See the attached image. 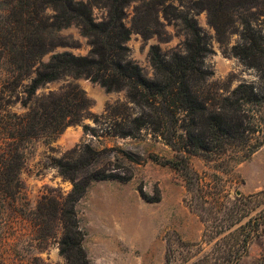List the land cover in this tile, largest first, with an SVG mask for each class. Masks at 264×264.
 I'll return each mask as SVG.
<instances>
[{
  "label": "rangeland",
  "instance_id": "1",
  "mask_svg": "<svg viewBox=\"0 0 264 264\" xmlns=\"http://www.w3.org/2000/svg\"><path fill=\"white\" fill-rule=\"evenodd\" d=\"M79 1L90 3L96 24L109 23L118 7L130 33L125 55L146 79L159 78L153 50L170 65L175 57L187 59L197 51L196 60L207 73L202 94L221 100L244 85L264 97V0H114L112 10L113 3L106 0ZM7 8L0 1V11ZM44 15L50 19L55 13L50 9ZM186 22L203 39L201 49ZM51 42L54 53L77 57H87L92 49L91 39L75 25L55 34ZM23 91H17L19 100L12 109L18 114L26 112L24 102L35 107L44 99H66L72 93L83 96V102L70 107L74 122L61 132H42L26 145L24 199L0 202V264H69L60 242L63 214L70 210L69 195L75 191L84 194L75 211L88 261L72 255L74 264H167L170 249L182 258L180 239L202 242L205 230L217 224L214 214H225L213 205L212 189L205 195L207 204L195 202L201 211L191 207L185 173L174 165L182 155L164 140L147 132L137 138L114 134L140 114L126 90L108 91L89 78L67 76L39 88L35 96ZM254 108L261 133L253 138H263L264 104ZM233 155L188 160L204 186H218L233 200L239 193L235 210L248 217L237 228L251 221L247 229L254 232L241 264H264V144L245 161L236 162L229 157ZM130 172L131 179L125 180ZM158 191L162 199L157 203L143 197H156ZM14 205L27 213H14Z\"/></svg>",
  "mask_w": 264,
  "mask_h": 264
},
{
  "label": "trees",
  "instance_id": "2",
  "mask_svg": "<svg viewBox=\"0 0 264 264\" xmlns=\"http://www.w3.org/2000/svg\"><path fill=\"white\" fill-rule=\"evenodd\" d=\"M0 1L8 5L5 11H0V202L24 199L21 173L29 141L42 132H61L74 122L70 107L83 102V96L72 93L66 99H44L35 107L24 102L26 112L18 114L12 110L19 100L17 91L24 87L23 92L32 97L48 83L67 76L86 77L108 91L126 90L130 102L140 109L139 116L126 121L124 126L113 131L114 134L137 138L147 132L164 140L182 155L174 165L185 173L191 207L201 211L202 207L195 202L207 204L205 195L211 194L212 189L216 196L213 205L220 211L225 210V214H214L217 224L211 231L205 230L202 242L188 243L180 239L178 248L185 250L182 258L177 250L170 249L167 264H241L254 232L247 229L251 221L237 228L248 217L235 210L240 201L239 193L233 200L218 186H204L200 174L188 159L200 156L213 161L231 153L235 156L229 157L236 162L249 158L264 144V137L253 138L261 133V128L256 114L252 113L255 111L253 106L264 104V97L244 85L221 100L202 94L201 84L207 73L196 60L197 51L187 59L175 57L170 65L163 61L157 50H153L152 63L159 78L155 81L146 79L142 70L125 55L130 33L117 14L119 10L115 8L114 0H106L108 4L113 3V6L109 4L111 10L116 9L110 14L109 23L100 24L92 19L90 3L79 0ZM50 9L55 15L49 19L44 14ZM72 25L80 27L82 34L91 39L92 49L87 57H77L69 52L54 53L55 46L51 41L55 34ZM189 29L196 46L201 49L203 39L195 26L190 25ZM47 55L50 57L46 63L43 59ZM85 130H88L87 126ZM254 139L256 143L252 144ZM98 177L96 179H106L107 176ZM131 177L130 172V177L125 180ZM74 194L69 195L70 210L63 214L65 233L60 242L61 255L69 264H74L72 255L87 263L82 245L84 234L75 211L84 194ZM143 197L152 203L162 199L159 191L156 197L145 194ZM11 210L17 214L27 213L15 205ZM207 228H210L208 223Z\"/></svg>",
  "mask_w": 264,
  "mask_h": 264
}]
</instances>
